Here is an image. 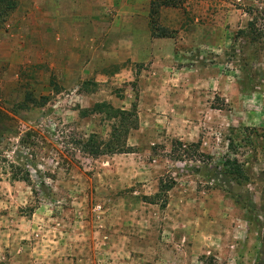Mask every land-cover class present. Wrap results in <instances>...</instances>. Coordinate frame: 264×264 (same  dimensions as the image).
Wrapping results in <instances>:
<instances>
[{"label": "rangeland", "instance_id": "rangeland-1", "mask_svg": "<svg viewBox=\"0 0 264 264\" xmlns=\"http://www.w3.org/2000/svg\"><path fill=\"white\" fill-rule=\"evenodd\" d=\"M17 1L0 28V264L264 258V0L153 16L151 0ZM29 93L45 99L11 113ZM101 103L136 125L123 151L92 157L76 144L110 134L87 112ZM229 141L239 184L216 174ZM176 142L201 156L175 161Z\"/></svg>", "mask_w": 264, "mask_h": 264}, {"label": "trees", "instance_id": "trees-1", "mask_svg": "<svg viewBox=\"0 0 264 264\" xmlns=\"http://www.w3.org/2000/svg\"><path fill=\"white\" fill-rule=\"evenodd\" d=\"M183 0H151L149 4V15L153 16L157 14V11L160 7H175ZM17 0H0V28L5 24L9 16L15 11L17 7ZM152 26V25H151ZM247 29L250 34H254V38L257 35H260V30L255 28V23L250 21L247 23ZM162 35H164L163 30H159ZM154 32L152 29L151 33ZM257 33V34H256ZM45 98H38L35 99L32 94H25L23 96V100L13 106L11 109V113H16L18 111H26L30 108L38 107L41 105V101ZM90 114H104L105 120L110 121V134L105 140H95L94 135H89V138L85 141H81L80 143L77 142L76 145L79 146V149L82 153L88 154L89 156L96 157L104 155L105 153L114 154L115 152H121L124 150V144L122 141H119L121 135L126 134L130 129L129 126L136 125L133 124V116L130 113L115 109L110 107L107 104L101 103L96 104L92 107L91 110L87 111ZM81 115L85 113L84 111L79 112ZM4 119V114L0 112V122ZM30 132H25L23 136L19 139V144L28 146L29 143L28 138H30ZM97 143V144H96ZM178 150L174 152V160L178 162H184V158L197 156L200 157L201 154L198 152L197 144H190V145H182L179 142L175 143ZM235 147L232 145V142L229 141L227 144V153L221 157L219 164L216 167V174L222 175L225 178L233 181L234 183H241L247 181V172L244 168V165L238 162L236 156L237 152L234 149ZM17 163V162H16ZM9 170H12V179L15 181H21L25 184L29 185V175L27 171H24L20 168L18 164L9 163L8 164ZM165 191V190H164ZM246 205V204H245ZM250 211V210H248ZM248 214V213H247ZM247 221H250V218L247 216ZM254 264H264V258L260 256L255 259Z\"/></svg>", "mask_w": 264, "mask_h": 264}]
</instances>
